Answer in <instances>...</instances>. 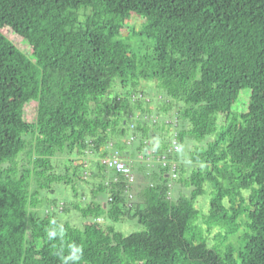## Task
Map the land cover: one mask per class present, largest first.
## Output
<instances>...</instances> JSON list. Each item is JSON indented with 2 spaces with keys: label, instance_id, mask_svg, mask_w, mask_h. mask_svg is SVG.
Wrapping results in <instances>:
<instances>
[{
  "label": "trees",
  "instance_id": "1",
  "mask_svg": "<svg viewBox=\"0 0 264 264\" xmlns=\"http://www.w3.org/2000/svg\"><path fill=\"white\" fill-rule=\"evenodd\" d=\"M69 184L80 224L51 206ZM73 244L76 264H264V0H0V264H63Z\"/></svg>",
  "mask_w": 264,
  "mask_h": 264
},
{
  "label": "rangeland",
  "instance_id": "2",
  "mask_svg": "<svg viewBox=\"0 0 264 264\" xmlns=\"http://www.w3.org/2000/svg\"><path fill=\"white\" fill-rule=\"evenodd\" d=\"M140 21H141V17L140 16H137V15H131L129 16L126 21H125V26H126V30L124 31V33L128 32L127 30H130L131 28H137L138 25L140 24ZM2 31H4L15 43L16 45H18L20 48H24L26 49L27 51H29V46L27 44H23L20 42V37L18 35H16L15 33H13L9 28H4ZM143 87V95H142V98L145 99V101H147V103H143V107H145V109H148V110H151L150 113H151V117H150V120H147V125L151 126L153 124V120H157L158 122L160 123H163L162 120H164L163 116L160 117L158 116V114H154V111L153 109H155L156 105L158 104V102H160V99H159V95L156 93V89H155V85H154V82H144V85L142 86ZM248 90H244L242 91L241 93H239V97L238 99L235 101V103L233 104V108L235 110H244L246 109L247 107V99H248ZM159 100V101H158ZM35 111H36V102L35 101H32L30 102L29 104L26 105L25 107V114L26 116L31 119L32 117L34 118L35 116ZM149 114V113H148ZM152 117H155L152 119ZM157 118V119H156ZM149 119V118H148ZM223 119L222 116H220V121ZM169 121L168 119H166V122ZM131 131V129L128 130V132L126 133L127 136H130L129 135V132ZM149 141H152V139L150 138ZM134 143V142H133ZM155 143V144H154ZM158 142L155 141L153 142V145H157ZM195 144V143H194ZM109 146L112 147V144H111V141H109ZM130 148H126L124 151V156H121L122 158L124 159H130L131 156H134V152L133 150H129ZM150 153L148 157H153L152 156V153H153V148H149L148 149ZM110 154V153H108ZM61 158L62 160L61 161H64L66 160V156L64 155H61ZM73 160L72 162H80L79 158L75 155H73ZM139 159L141 160H144L142 159L141 157V152H139ZM135 159L134 157H132V159L130 160H133ZM137 160V159H135ZM151 160V159H150ZM59 161V162H61ZM60 167H62V163L59 165ZM110 166V165H109ZM117 170H119L116 166H114ZM111 168V167H110ZM187 171H190V167H187ZM87 172H84V174L86 175ZM126 175L128 174L130 176V178H132L134 181L133 184H132V188L133 190L131 191L130 189V192H133V194H136L137 192V185H138V181L135 180V177L133 175V172H132V169L131 168H127V171L124 172ZM84 177V176H83ZM100 181H103L105 183H109V177L106 175L105 178L103 179V177H100L99 178ZM90 181V180H89ZM95 181H97V179H95ZM72 185L73 184H69L67 186H64L63 189H59L58 191H56V194H54V196H52V198L56 199V203H51V206L52 208H54V216L61 220V221H64V220H68L70 221L71 223L73 224H80V221L83 220L84 218L81 217V214L80 212L76 211L73 209V206L72 205H69V204H65V198L67 197V199H72V196H70L71 194L69 193V191H72ZM83 187H84V190L87 192V194L91 195V191H92V186H91V183L88 184V183H85L83 182ZM78 186V185H77ZM183 189H185L184 187H182ZM81 187H78V190L80 191ZM61 190L66 191V194H69L68 196H66L65 194L63 195ZM203 196V195H202ZM94 198V197H93ZM74 200H80L82 201V203L84 204H87L90 200H91V197L88 196V195H81V196H77L75 197L74 196ZM134 200V199H133ZM201 201V200H199ZM203 201V200H202ZM63 203L64 205L67 207H69L70 209H67V210H64L63 209ZM206 202L205 200L203 201V209L204 211H207V206H206ZM196 206H198V204H196ZM56 211V212H55ZM99 220H103V218H98ZM124 221V222H123ZM122 222H119V223H116V226L121 228L126 234L131 232V231H134V230H139L141 229V226L140 225H133L129 223V221L127 220H123ZM217 233H218V228L216 226H214L212 229H210V231L206 234V238L210 241V242H213L215 237L217 236Z\"/></svg>",
  "mask_w": 264,
  "mask_h": 264
},
{
  "label": "clouds",
  "instance_id": "3",
  "mask_svg": "<svg viewBox=\"0 0 264 264\" xmlns=\"http://www.w3.org/2000/svg\"><path fill=\"white\" fill-rule=\"evenodd\" d=\"M132 157L133 156H131L130 159H132ZM118 158L120 159L121 157H118ZM122 159H120L119 161H122ZM122 162L124 163V161H122ZM124 164L126 166H128L126 163H124ZM64 232H65V230H64L63 226L60 225V226L53 227L49 231L48 235H49V238L52 239V238H55L57 236L62 237L64 235ZM82 258H83V248L78 246V245L73 244L70 246L69 255L64 259L63 264H68V261H72L73 264H76V262L80 261Z\"/></svg>",
  "mask_w": 264,
  "mask_h": 264
},
{
  "label": "built area",
  "instance_id": "4",
  "mask_svg": "<svg viewBox=\"0 0 264 264\" xmlns=\"http://www.w3.org/2000/svg\"><path fill=\"white\" fill-rule=\"evenodd\" d=\"M108 163L109 165L116 166L122 172H126L127 168H129L122 161H119L116 158H114L112 161H109Z\"/></svg>",
  "mask_w": 264,
  "mask_h": 264
}]
</instances>
